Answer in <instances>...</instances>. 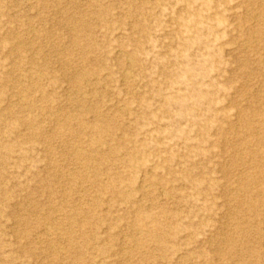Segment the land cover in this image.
I'll return each instance as SVG.
<instances>
[{
    "label": "rangeland",
    "instance_id": "374dc122",
    "mask_svg": "<svg viewBox=\"0 0 264 264\" xmlns=\"http://www.w3.org/2000/svg\"><path fill=\"white\" fill-rule=\"evenodd\" d=\"M0 264H264V0H0Z\"/></svg>",
    "mask_w": 264,
    "mask_h": 264
},
{
    "label": "bare ground",
    "instance_id": "6f19581e",
    "mask_svg": "<svg viewBox=\"0 0 264 264\" xmlns=\"http://www.w3.org/2000/svg\"><path fill=\"white\" fill-rule=\"evenodd\" d=\"M74 42H75V41H74ZM84 51H86V50H84ZM128 64H129L128 66H129L130 68H132V67H133V65H131V64H132L131 62H130V63H128ZM128 69H129V68H128ZM129 70H131V69H129ZM125 76H127V75H125ZM74 80H75V79H74ZM80 80H81V79H80ZM97 83H98V82H97ZM84 94H85V93H84ZM80 97H81V96H80ZM79 150H80V149H79ZM138 231H139V230H138ZM141 232H142V231H141ZM142 233H144V232H142ZM140 235H141V233H140Z\"/></svg>",
    "mask_w": 264,
    "mask_h": 264
}]
</instances>
